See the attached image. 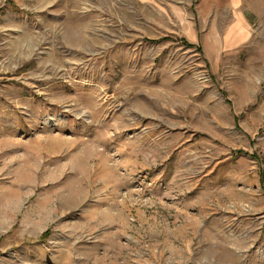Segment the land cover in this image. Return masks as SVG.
I'll list each match as a JSON object with an SVG mask.
<instances>
[{"label": "rangeland", "instance_id": "rangeland-1", "mask_svg": "<svg viewBox=\"0 0 264 264\" xmlns=\"http://www.w3.org/2000/svg\"><path fill=\"white\" fill-rule=\"evenodd\" d=\"M242 1L0 0V264H264Z\"/></svg>", "mask_w": 264, "mask_h": 264}, {"label": "crops", "instance_id": "crops-1", "mask_svg": "<svg viewBox=\"0 0 264 264\" xmlns=\"http://www.w3.org/2000/svg\"><path fill=\"white\" fill-rule=\"evenodd\" d=\"M225 0H208L209 3H212L213 5H217V6H220L221 4L219 3H223ZM236 4L234 5L235 7L234 8H237V7H242L243 5V1L242 0H233ZM242 13L239 12L238 16H237V20H239L241 22V24L243 26H245V19L244 17L241 15ZM242 26V27H243Z\"/></svg>", "mask_w": 264, "mask_h": 264}]
</instances>
